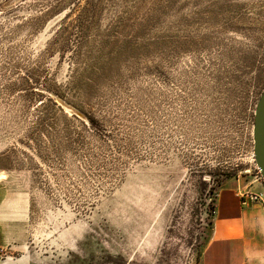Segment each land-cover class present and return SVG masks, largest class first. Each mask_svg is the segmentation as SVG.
I'll return each instance as SVG.
<instances>
[{"label": "rangeland", "instance_id": "374dc122", "mask_svg": "<svg viewBox=\"0 0 264 264\" xmlns=\"http://www.w3.org/2000/svg\"><path fill=\"white\" fill-rule=\"evenodd\" d=\"M263 89L264 0H0V264H197Z\"/></svg>", "mask_w": 264, "mask_h": 264}, {"label": "crops", "instance_id": "0c3cea01", "mask_svg": "<svg viewBox=\"0 0 264 264\" xmlns=\"http://www.w3.org/2000/svg\"><path fill=\"white\" fill-rule=\"evenodd\" d=\"M249 183L229 184L217 194L210 238L197 264H264V207L243 204Z\"/></svg>", "mask_w": 264, "mask_h": 264}, {"label": "water", "instance_id": "95a60500", "mask_svg": "<svg viewBox=\"0 0 264 264\" xmlns=\"http://www.w3.org/2000/svg\"><path fill=\"white\" fill-rule=\"evenodd\" d=\"M253 154L257 167L264 179V89L261 92L254 114Z\"/></svg>", "mask_w": 264, "mask_h": 264}, {"label": "built area", "instance_id": "2783aa9c", "mask_svg": "<svg viewBox=\"0 0 264 264\" xmlns=\"http://www.w3.org/2000/svg\"><path fill=\"white\" fill-rule=\"evenodd\" d=\"M241 195L243 204L259 203L264 207V191H245Z\"/></svg>", "mask_w": 264, "mask_h": 264}, {"label": "trees", "instance_id": "16d2710c", "mask_svg": "<svg viewBox=\"0 0 264 264\" xmlns=\"http://www.w3.org/2000/svg\"><path fill=\"white\" fill-rule=\"evenodd\" d=\"M88 118H89V122L91 121V123L92 122H95V118L93 117V116H88Z\"/></svg>", "mask_w": 264, "mask_h": 264}]
</instances>
